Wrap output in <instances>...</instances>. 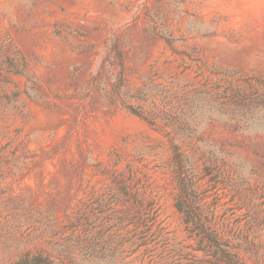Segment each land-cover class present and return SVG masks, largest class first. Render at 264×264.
Returning <instances> with one entry per match:
<instances>
[{"label": "rangeland", "instance_id": "374dc122", "mask_svg": "<svg viewBox=\"0 0 264 264\" xmlns=\"http://www.w3.org/2000/svg\"><path fill=\"white\" fill-rule=\"evenodd\" d=\"M179 201L264 264V0H0V264H231Z\"/></svg>", "mask_w": 264, "mask_h": 264}, {"label": "trees", "instance_id": "16d2710c", "mask_svg": "<svg viewBox=\"0 0 264 264\" xmlns=\"http://www.w3.org/2000/svg\"><path fill=\"white\" fill-rule=\"evenodd\" d=\"M176 163L179 165V169L175 173L176 182L181 191V198H186V183L184 177H182V171L180 169L181 164L183 163V158L181 153L178 152V149H175ZM177 209L181 211L185 216V223L190 224L191 227H188V231L195 237H199L201 242H206L209 247L215 248L217 251H220L221 254L227 257L229 263L233 264L235 256H232L230 249L225 240H223L218 233L212 229L210 226L205 225L198 216L196 215V210L194 206L190 203L187 206L182 205L180 201L176 204ZM25 261H30L26 258ZM32 264H50L45 257L37 255L31 259Z\"/></svg>", "mask_w": 264, "mask_h": 264}]
</instances>
